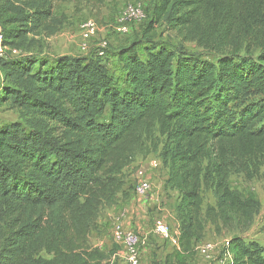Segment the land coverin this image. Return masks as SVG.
<instances>
[{
	"label": "trees",
	"instance_id": "obj_1",
	"mask_svg": "<svg viewBox=\"0 0 264 264\" xmlns=\"http://www.w3.org/2000/svg\"><path fill=\"white\" fill-rule=\"evenodd\" d=\"M52 1L0 0L3 45L45 29ZM171 33L215 58L158 39ZM248 45L259 49L255 57ZM114 58L122 87L97 55L0 61V108L9 103L23 117L0 122V223L11 224L0 264L104 260L85 251L86 239L154 131L163 138L166 184L179 197L180 253H194L207 225L217 234L252 227L260 203L228 178L257 176L264 165V0H152L144 29ZM203 193L213 205L203 208ZM222 253L232 264H264V242L244 236Z\"/></svg>",
	"mask_w": 264,
	"mask_h": 264
},
{
	"label": "rangeland",
	"instance_id": "obj_2",
	"mask_svg": "<svg viewBox=\"0 0 264 264\" xmlns=\"http://www.w3.org/2000/svg\"><path fill=\"white\" fill-rule=\"evenodd\" d=\"M152 0H53L52 18L49 25L36 33L27 34L24 39L5 44L0 61L22 54H42L47 57L71 56L86 57L97 55L121 84V70L114 52L139 36L150 16ZM128 5L138 6L141 17L137 20H125L121 23L125 32L117 31V19ZM91 22L94 32L89 34L82 29L83 24ZM159 32V30H157ZM162 43L174 46L182 44L191 53L207 59H214L215 54L204 51L193 42H181L175 33L160 38ZM253 57L259 49L253 45L247 48ZM241 52L240 55H244ZM1 65V64H0ZM7 82L4 70L0 66V84ZM106 117H102V120ZM23 121L21 111L9 104L0 108V122ZM163 138L153 135L142 141L135 149L129 165L123 169L120 178L123 186L115 194L110 205H104L97 213L94 227L90 230L84 249L86 252L97 250L105 259L99 264H127L112 240V230L117 222L127 231H132L141 239L139 264H228L222 248L234 235L264 242V165L257 176L249 177L243 173L231 171L229 187L242 197H249L260 203V210L252 227L245 233L226 229L217 234L209 225L205 228L203 239L194 247V253L186 256L180 253L177 243L178 204L177 192L166 184L167 166L161 159ZM150 184V191L143 197L136 194L138 181ZM203 208L214 201L209 193H203ZM164 222L172 235L173 241L167 240L154 232V224ZM8 219L0 223V243L10 231ZM207 250L206 248H209ZM82 252H75V255ZM40 259L50 260L51 256L42 252ZM91 264V262H90Z\"/></svg>",
	"mask_w": 264,
	"mask_h": 264
},
{
	"label": "built area",
	"instance_id": "obj_3",
	"mask_svg": "<svg viewBox=\"0 0 264 264\" xmlns=\"http://www.w3.org/2000/svg\"><path fill=\"white\" fill-rule=\"evenodd\" d=\"M141 17V12L138 6L128 5L117 19V31L125 32L124 27H121V23L125 20H137ZM82 29L92 34L94 32V25L91 22H86L83 24ZM3 37L0 29V58L2 57L3 51ZM151 187L148 181L141 180L138 181V185L136 186V194L139 197H143L150 191ZM154 232L155 234L173 241L172 235L169 231V227L161 221H157L154 224ZM112 240L114 245L119 247V250L122 254V258L126 261L127 264H139V246L141 245V239L132 231H127L123 228V226L117 222L112 230ZM210 250L209 248H206ZM227 259L228 264H232V258L229 254H224Z\"/></svg>",
	"mask_w": 264,
	"mask_h": 264
}]
</instances>
